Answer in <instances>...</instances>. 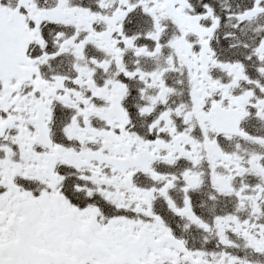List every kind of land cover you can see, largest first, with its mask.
<instances>
[{"label": "snow or ice", "instance_id": "1", "mask_svg": "<svg viewBox=\"0 0 264 264\" xmlns=\"http://www.w3.org/2000/svg\"><path fill=\"white\" fill-rule=\"evenodd\" d=\"M0 264H264V0H0Z\"/></svg>", "mask_w": 264, "mask_h": 264}]
</instances>
